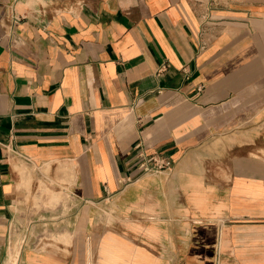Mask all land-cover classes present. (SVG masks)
I'll return each instance as SVG.
<instances>
[{"label":"crops","instance_id":"obj_1","mask_svg":"<svg viewBox=\"0 0 264 264\" xmlns=\"http://www.w3.org/2000/svg\"><path fill=\"white\" fill-rule=\"evenodd\" d=\"M0 264H264V0H0Z\"/></svg>","mask_w":264,"mask_h":264},{"label":"built area","instance_id":"obj_2","mask_svg":"<svg viewBox=\"0 0 264 264\" xmlns=\"http://www.w3.org/2000/svg\"><path fill=\"white\" fill-rule=\"evenodd\" d=\"M173 162L160 153H142L139 169L143 174H160L171 170Z\"/></svg>","mask_w":264,"mask_h":264},{"label":"rangeland","instance_id":"obj_3","mask_svg":"<svg viewBox=\"0 0 264 264\" xmlns=\"http://www.w3.org/2000/svg\"><path fill=\"white\" fill-rule=\"evenodd\" d=\"M48 187L51 188V186L47 182H42V183H40L38 185V190H41L43 193H46V192L49 193L50 191L49 190L48 191L46 190V188H48ZM54 191H55V189H53L50 194H52ZM52 196H53V194H52ZM54 203H56V201H54Z\"/></svg>","mask_w":264,"mask_h":264}]
</instances>
